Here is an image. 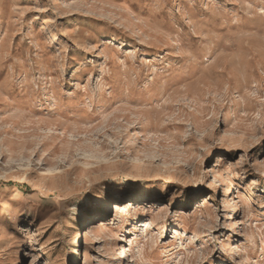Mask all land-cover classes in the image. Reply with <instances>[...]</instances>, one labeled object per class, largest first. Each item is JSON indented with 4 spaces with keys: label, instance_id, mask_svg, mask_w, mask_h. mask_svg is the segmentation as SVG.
I'll return each instance as SVG.
<instances>
[{
    "label": "rangeland",
    "instance_id": "374dc122",
    "mask_svg": "<svg viewBox=\"0 0 264 264\" xmlns=\"http://www.w3.org/2000/svg\"><path fill=\"white\" fill-rule=\"evenodd\" d=\"M0 264H264V0H0Z\"/></svg>",
    "mask_w": 264,
    "mask_h": 264
},
{
    "label": "bare ground",
    "instance_id": "6f19581e",
    "mask_svg": "<svg viewBox=\"0 0 264 264\" xmlns=\"http://www.w3.org/2000/svg\"><path fill=\"white\" fill-rule=\"evenodd\" d=\"M133 144H134V142L132 143V145ZM124 147L125 146L122 145V148H124ZM122 206L123 205H118V204L115 206L116 207V211H117L116 214L122 213L123 211H125V209L123 210V207ZM27 221H28L27 224L24 223V226L18 228V231H19V235L20 236L17 237V240H18L19 243L24 242L23 239H25V240L28 239L32 235V233H34V232L44 233L43 228H45V225H44L43 222H35L34 223V221L33 220H30V219L27 220ZM33 224H34V226H36L38 228L37 229H34V230H31L32 228L30 229L29 227H32ZM85 236L87 237L86 232H85ZM12 244H14V242ZM123 250H125V249H123ZM127 251H128V254L127 255H123L122 258H124L126 256L129 257L131 255V250L129 248H128Z\"/></svg>",
    "mask_w": 264,
    "mask_h": 264
}]
</instances>
